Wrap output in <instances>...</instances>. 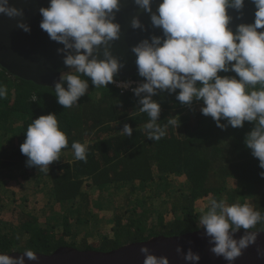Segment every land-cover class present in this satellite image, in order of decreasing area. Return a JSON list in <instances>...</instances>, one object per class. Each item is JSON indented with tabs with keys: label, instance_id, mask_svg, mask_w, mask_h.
I'll return each mask as SVG.
<instances>
[{
	"label": "trees",
	"instance_id": "trees-1",
	"mask_svg": "<svg viewBox=\"0 0 264 264\" xmlns=\"http://www.w3.org/2000/svg\"><path fill=\"white\" fill-rule=\"evenodd\" d=\"M84 79L89 84L86 94L71 108H64L58 103L55 86L19 78L0 66V84L8 89L7 97L0 99V188L9 174L5 168H24L22 176L46 185L48 203L57 208L51 211L48 207L44 223L25 212L19 214L18 221L15 218L4 223L0 219V227L4 223L9 229L0 231V252L30 249L50 253L65 245L106 251L155 235L194 231L202 227L199 216L213 199H223L229 205L249 203L264 217V177L260 175L264 168L245 143L254 123L246 121L243 127L233 128L227 120H221L225 127H218L211 116L194 109L204 106L202 101L194 99L184 104L177 100L179 89L157 90L152 97L161 106L157 124L167 125L168 131L155 141L145 128L150 118L140 112V100L148 94L121 93L111 83L96 88L90 78ZM189 107L190 117H177L175 127L168 124L167 117ZM48 114L57 116L67 134L68 146L63 150H72L73 141L88 144L86 163L75 157L72 161L58 159L49 165L48 173L40 172L38 166H28V157L20 146L29 124ZM126 124L132 128L131 135L123 131ZM155 185L167 206L166 215L143 209L155 197L144 196L143 192ZM123 187L128 192V203L122 204L124 211L118 210L108 220L112 226L106 231H101L100 225L97 233L90 231L88 210L93 207L101 212L104 208L101 197L91 194V189L106 193ZM134 194L139 197L129 207ZM205 201L208 205L203 210ZM167 214L171 215L169 220ZM253 229L264 230V219Z\"/></svg>",
	"mask_w": 264,
	"mask_h": 264
},
{
	"label": "clouds",
	"instance_id": "clouds-1",
	"mask_svg": "<svg viewBox=\"0 0 264 264\" xmlns=\"http://www.w3.org/2000/svg\"><path fill=\"white\" fill-rule=\"evenodd\" d=\"M135 3L151 13L152 25L163 32V36H153L151 42L144 40L133 49L139 75L146 80L135 94H148L140 100V112L150 118L145 125L148 137L159 141L168 131L167 125L157 124L161 106L152 97L157 90L179 89L178 101H202V113L211 116L218 127H225L221 120H227L233 128L243 127L246 121L254 123L245 143L264 168V0H252L254 22L240 23L235 29L230 26L234 18L229 9L242 18L245 0H161L155 12L152 0ZM120 8L121 0H50L49 6L39 9L42 30L52 40L63 43L65 49L75 50L64 60L73 71L63 73L54 88L64 108H71L86 94L89 84L84 77L90 78L96 88L114 81L122 66L119 60L107 50L104 59L94 56V52L119 38L121 25L115 21ZM0 14L14 19L24 13L11 0H0ZM140 26L139 19H134L133 27ZM18 27L30 31L22 21ZM221 72L235 75L222 76ZM7 94V87L0 84V99ZM168 124L175 127L177 121L172 119ZM123 131L132 134L127 124ZM67 146V134L57 116L48 114L29 124L20 150L28 157L29 167L38 166L40 172L48 173L49 165ZM71 149L76 160L87 162L86 142L73 141ZM260 175L264 177V172ZM262 219L261 212L249 203L229 205L223 199H213L199 223L212 238L215 246L211 251L233 262L257 240L255 232H246L239 240L234 233L253 229ZM141 252L148 253L149 249L142 248ZM24 256L37 259L32 250L26 249L19 258L0 253V264H25ZM185 259L199 261L200 257L189 251ZM144 264H169V260L149 254Z\"/></svg>",
	"mask_w": 264,
	"mask_h": 264
},
{
	"label": "water",
	"instance_id": "water-1",
	"mask_svg": "<svg viewBox=\"0 0 264 264\" xmlns=\"http://www.w3.org/2000/svg\"><path fill=\"white\" fill-rule=\"evenodd\" d=\"M160 2L161 0H152L153 12ZM11 3L21 8L24 14L14 19L0 14V66L19 78L55 86L60 82L61 75L71 70L64 60L67 55H74L75 50L65 49L63 43L52 40L40 27L43 17L39 9L49 6L50 0H11ZM255 10L252 0H245L242 18L236 10L229 9V14L234 18L230 26L235 29L240 23L254 22ZM137 18L141 25L139 28L133 27V20ZM20 21L27 24L30 31L18 27ZM115 22L121 25L119 38L99 46L94 56L104 59V52L110 51L122 65L114 78H132L139 75L137 56L133 49L144 40L151 42L153 36H163V32L152 25L151 13L137 5L135 0H121ZM246 232H255L257 240L233 262L211 251L215 245L203 227L176 235H155L106 251L65 245L50 253L34 252L37 259L24 256V261L25 264H144L146 255L151 254L168 258L169 264H264V230L239 229L234 233V238L239 240ZM142 248H148L149 252H141ZM189 251L198 255L199 261L186 260ZM23 252L0 253L19 258Z\"/></svg>",
	"mask_w": 264,
	"mask_h": 264
},
{
	"label": "rangeland",
	"instance_id": "rangeland-1",
	"mask_svg": "<svg viewBox=\"0 0 264 264\" xmlns=\"http://www.w3.org/2000/svg\"><path fill=\"white\" fill-rule=\"evenodd\" d=\"M202 107H204V106H201L197 110V107L195 106L194 109H196V111H200L202 109ZM190 109L191 108L189 107L188 109H185L179 115L167 117L168 121L172 120V119H176L179 116L190 117V113H191ZM9 169H11V170H9ZM9 169L8 168L4 169L6 171L8 170L7 172L9 173L7 176H5L4 179L6 180V182L9 181L10 179L13 181H11L10 184H8L7 186L5 185V187H3L2 190H0V219H2L4 221V223H8L10 220L12 221L15 218L18 221L19 216H20L19 214L21 212H23V213L25 212V213H31V214L35 215L36 217H39L42 221L41 223H44L42 219L44 218V216H46L45 215L46 210H47V213L49 212L48 206L47 207L43 206L44 203L47 202V197L45 196V198H44L43 194L40 191H39V193L37 192V189H38L37 187L39 185L30 183V182H23L20 179L21 173L23 171L22 168H21V170H19V169L15 170V168H9ZM4 184H6V183H4ZM15 184L17 186H21L23 184V187L25 189H27V191L22 192V193L21 192L17 193L16 192L17 190L15 188L16 187ZM18 188L20 189V191H22L20 187H18ZM45 189H46V187H45ZM138 191H137V193H138ZM90 192L95 197H97V196L101 197L100 200L104 204V208L101 212H96L93 207H91L90 210H88L89 212H88L87 218L90 219V224H89L90 231L97 233L98 225L101 226L100 227V228H102L101 231H106V229L111 228V226H112V221L109 222L108 220L113 219L118 210L123 212L125 208L123 207L122 204L128 203V201H127V198H128L127 197L128 196L127 188L123 187L122 189H113V190H110L109 192H106V193L105 192L104 193L103 192L98 193V191L95 188H92ZM158 192H159V189H158L157 185L152 186V187H147L145 192H143L144 196L150 195V196H155V197L153 199L148 200V202H147L148 204H146V206H143V209H151V211L153 210L152 212H154V211H155V213L160 212V213H163L166 215L165 209H167V206L165 207V205H163V203H162L163 198L161 196L157 195ZM135 195L136 194L132 195L129 207L132 206V204L134 203V199L139 197L138 194L136 196ZM26 196H28V197H26ZM21 197H23V198H21ZM92 200L94 202V199H92ZM44 201H46V202H44ZM238 201H241V199L238 198ZM207 205H208V202L205 201V205H201V206H203L202 209L204 207H206ZM53 210L54 209H51V211H53ZM201 213L203 214V212H201ZM202 214H200V215H202ZM123 215H128V214L124 212ZM167 216H168V220H169L171 215L167 214ZM4 223L1 224V227H0L1 232H7L9 230L7 227H4ZM198 223H199V221H198ZM199 225H200V223H199ZM90 241H94V240L90 239Z\"/></svg>",
	"mask_w": 264,
	"mask_h": 264
},
{
	"label": "crops",
	"instance_id": "crops-1",
	"mask_svg": "<svg viewBox=\"0 0 264 264\" xmlns=\"http://www.w3.org/2000/svg\"><path fill=\"white\" fill-rule=\"evenodd\" d=\"M196 104H199V102H197ZM198 106V105H197ZM198 108H200V106H198ZM198 108H197V110H198ZM59 159H64L65 161H72V159H74V153H73V151L72 150H70V149H67V150H61V154H60V157H59ZM23 169V171H22V173H21V177H20V179L23 181V182H30V183H33V184H36V185H39L37 188V192L39 193V191L43 194V196H44V198H45V196L47 197V202H48V195H47V190L45 189V187H46V185H44L43 184V186H40V184L35 180V179H32V178H25L24 176H22V174L25 172V169L24 168H22ZM9 170H11V169H9ZM16 170V169H15ZM18 170V169H17ZM15 179V178H14ZM11 181H13V180H9V181H7L6 182V180L4 179V181H3V183H6V184H4V186H2L1 188H0V190H2L3 189V187H5V185L7 186L8 184H10V182ZM16 185V184H15ZM18 187H20L21 188V190L22 191H20V189L18 188ZM16 192L18 193V192H25V191H27V189H25L24 187H23V184L21 185V186H17L16 185ZM29 192V191H28ZM16 193V194H17ZM26 197H28V196H26ZM21 198H23V197H21ZM44 202H46V201H44ZM44 203V205L43 206H45V207H49V208H51V209H54V210H56L57 208H56V205H55V207L53 206H51L49 203Z\"/></svg>",
	"mask_w": 264,
	"mask_h": 264
},
{
	"label": "built area",
	"instance_id": "built-area-1",
	"mask_svg": "<svg viewBox=\"0 0 264 264\" xmlns=\"http://www.w3.org/2000/svg\"><path fill=\"white\" fill-rule=\"evenodd\" d=\"M145 78H118L111 83L118 88L121 93L135 92V89L145 83Z\"/></svg>",
	"mask_w": 264,
	"mask_h": 264
}]
</instances>
